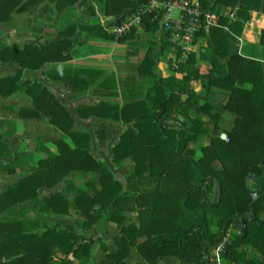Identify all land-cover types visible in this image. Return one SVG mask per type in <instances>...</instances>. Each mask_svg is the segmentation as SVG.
<instances>
[{"label":"trees","instance_id":"16d2710c","mask_svg":"<svg viewBox=\"0 0 264 264\" xmlns=\"http://www.w3.org/2000/svg\"><path fill=\"white\" fill-rule=\"evenodd\" d=\"M37 1L40 0H0V22L9 19L12 11L29 7ZM94 1L98 2L103 13L114 16L115 23L144 7L147 2ZM200 2L205 9L219 15L217 25L209 27L207 32H199V36H206L207 46L198 54L191 53L177 68L170 65L177 75L162 76L149 72L144 98L124 109L135 120L137 131L126 130L113 151L115 161L130 157L135 169H149L151 177L162 189L163 185L171 186V192L166 194V199H171L173 206L171 228L150 235L145 244L152 256L168 252L180 260L207 264V260L203 259L209 249L205 241L216 244L230 223L242 213L253 211L257 214L264 208V29L260 35L261 49L251 44L238 47V37L250 13H264V0H226V6L234 11L233 19L219 12L220 6L214 0ZM142 26L145 30L155 31L159 28V18L145 13L142 15ZM99 35L124 40L132 32L118 38L104 31H100ZM61 43L56 59L62 58V51L70 44L67 39ZM53 44L4 45L0 47V61L36 69L52 60L50 47ZM200 61L209 64L206 73L200 70ZM193 80L202 82L201 91L193 89ZM25 84H28L27 90L32 95L35 96V91H38L53 101L52 95L40 83L26 81ZM20 85L19 74L0 77L2 94L12 92ZM220 103L234 116L233 126L228 130L214 125L209 134L210 142L201 146V155L197 156L193 144L209 131L204 118L216 121L220 116L216 107ZM60 108L68 118V113ZM169 121L175 126H169ZM221 132L226 134L225 138L220 137ZM0 147L3 153L1 139ZM74 170H97L106 186L103 192L88 199L87 206L78 208L89 215L92 206L107 195V185L117 184L106 165L88 152V145L77 146L73 150L67 148L66 151L61 150L58 156L38 161L36 170L31 174L0 190V264H50L57 250L71 253L74 257L88 252L89 244L81 242L76 231L59 228L36 234L27 229L20 219L23 215L22 202L34 201L37 188L56 186ZM248 175L260 178L253 189L246 187ZM214 185L217 190L213 201L209 202L206 194L212 191ZM160 189L157 188L158 193L163 192ZM82 194L84 192H79L76 197L81 198ZM117 196L118 191L115 190L110 203L116 201ZM42 203H45L44 206ZM42 203L40 209L49 212H66L69 206L68 200L59 192ZM256 221V218L247 220L248 230L245 233L230 236L223 254L226 264H264V244L254 242L256 238L264 243V224ZM251 223L255 226L254 230H249ZM244 244H251L259 253L249 257L245 250H239ZM61 264L72 262L62 258Z\"/></svg>","mask_w":264,"mask_h":264},{"label":"crops","instance_id":"0c3cea01","mask_svg":"<svg viewBox=\"0 0 264 264\" xmlns=\"http://www.w3.org/2000/svg\"><path fill=\"white\" fill-rule=\"evenodd\" d=\"M214 1L219 4L221 14L234 18V11L226 6V0ZM114 23V16L103 13L94 0H40L12 11L9 19L0 22V47L54 43L50 47L52 60L36 69L0 61V77L19 74L21 84L12 92L0 93V139L4 143L3 153L0 147V190L31 174L38 161L58 156L67 148L88 145V152L106 165L117 184L107 185V195L92 206L89 215L78 208L87 206L88 199L106 187L97 170L71 171L56 186L37 188L36 199L23 201L21 205L20 219L31 232L41 234L59 228L76 231L81 242L89 244L88 252L78 257L57 250L50 264H61L62 258L70 259L72 264H197L168 252L152 256L145 244L150 235L171 228L173 206L171 199H166L171 186L163 185L162 189L151 177V171L136 170L130 157L115 161L113 151L126 130L137 131L135 120L124 109L144 98L149 72L177 75L170 68L175 55L173 44L160 28L149 31L142 26L124 40L99 35L100 31L108 34L107 27ZM263 29L264 13L252 11L238 37V47L251 44L261 49ZM64 39L70 44L62 51V58L56 59ZM206 46V36H199L193 53L198 54ZM198 65L203 73L210 67L203 61ZM26 81L40 83L53 101L38 91L35 96L29 93ZM191 84L196 92L203 88L200 80H193ZM216 108L220 111L219 118L214 121L205 117L208 134L193 144L197 156L201 155V146L210 142L214 125L228 130L233 126L234 116L224 110L223 103ZM168 125L175 126L171 121ZM223 134L225 138L224 132L220 137ZM252 177L249 188L246 186L248 189H253L255 184ZM158 187L163 192L158 193ZM115 190L117 200L110 203ZM216 190L214 185L206 194L209 202L213 201ZM55 192L68 200L66 212L40 209L42 201ZM79 192H84L81 198L76 197ZM251 218L264 224V208L246 218L242 228L236 220L230 225L245 233L246 222ZM254 228L251 223L249 230ZM254 240L256 244H264ZM204 244L209 248L203 256L207 264H226L223 256L220 261L209 259L215 244L208 241ZM239 250H245L249 257L259 253L251 244H244Z\"/></svg>","mask_w":264,"mask_h":264},{"label":"built area","instance_id":"2783aa9c","mask_svg":"<svg viewBox=\"0 0 264 264\" xmlns=\"http://www.w3.org/2000/svg\"><path fill=\"white\" fill-rule=\"evenodd\" d=\"M152 13L159 18V28L173 44L172 67L177 68L193 53L199 32L218 24L216 12L205 9L200 0H147L144 7L127 15L122 21L107 27L115 38L134 32L142 27V15ZM255 196V192L252 193ZM241 231L229 225L215 244L209 259L220 261L232 234Z\"/></svg>","mask_w":264,"mask_h":264},{"label":"water","instance_id":"95a60500","mask_svg":"<svg viewBox=\"0 0 264 264\" xmlns=\"http://www.w3.org/2000/svg\"><path fill=\"white\" fill-rule=\"evenodd\" d=\"M221 137L223 138L224 137V134ZM250 178H251V175H249L246 178V180H245L246 186L248 188H249L248 183H249V179ZM259 179H260L259 177H252V181L255 182V183H257L259 181ZM252 213H253L252 211L244 212V213L241 214V216L238 219H236L235 223L238 225L239 228H242V226L245 225L246 218H249L252 215Z\"/></svg>","mask_w":264,"mask_h":264}]
</instances>
